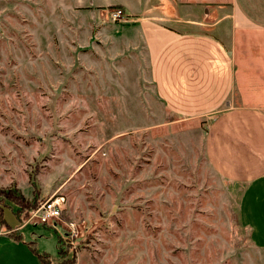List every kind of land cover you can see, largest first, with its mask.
<instances>
[{
	"label": "rangeland",
	"instance_id": "rangeland-1",
	"mask_svg": "<svg viewBox=\"0 0 264 264\" xmlns=\"http://www.w3.org/2000/svg\"><path fill=\"white\" fill-rule=\"evenodd\" d=\"M116 8L124 7L0 0L5 225H22L50 264H264V249L240 221L239 188L207 162L206 121L162 105L144 31L128 17L114 21ZM55 195L66 200L58 229L19 218V208Z\"/></svg>",
	"mask_w": 264,
	"mask_h": 264
},
{
	"label": "crops",
	"instance_id": "crops-1",
	"mask_svg": "<svg viewBox=\"0 0 264 264\" xmlns=\"http://www.w3.org/2000/svg\"><path fill=\"white\" fill-rule=\"evenodd\" d=\"M116 1L144 31L156 97L181 119L206 121L207 162L239 188L240 221L264 249V0ZM21 228L1 226L0 258L41 264Z\"/></svg>",
	"mask_w": 264,
	"mask_h": 264
},
{
	"label": "built area",
	"instance_id": "built-area-1",
	"mask_svg": "<svg viewBox=\"0 0 264 264\" xmlns=\"http://www.w3.org/2000/svg\"><path fill=\"white\" fill-rule=\"evenodd\" d=\"M111 18L114 21H121L126 19L125 10L116 8L110 11ZM66 209V200L64 196L55 195L43 201L38 208L26 211L22 215V220L25 224L44 225L51 228H59L62 222V216ZM65 225L74 233L76 231V224L72 222H64Z\"/></svg>",
	"mask_w": 264,
	"mask_h": 264
},
{
	"label": "trees",
	"instance_id": "trees-1",
	"mask_svg": "<svg viewBox=\"0 0 264 264\" xmlns=\"http://www.w3.org/2000/svg\"><path fill=\"white\" fill-rule=\"evenodd\" d=\"M2 211H3V206H0V227L5 224V222H4L3 218H2ZM23 213L24 212L22 211V209L19 208L18 212H17L19 218L22 217ZM62 244H63V240L60 237V241H59V257L58 258H64L66 256V252H65V249L62 247ZM37 254L39 255V258L41 260V264H50L51 263L52 259L49 256L42 255L40 253H37ZM74 263H76V262L73 259V262H70L69 264H74Z\"/></svg>",
	"mask_w": 264,
	"mask_h": 264
}]
</instances>
